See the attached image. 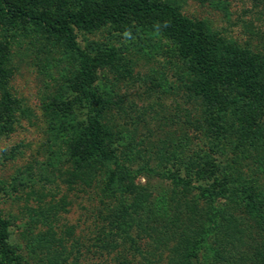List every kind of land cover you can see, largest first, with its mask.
I'll list each match as a JSON object with an SVG mask.
<instances>
[{"label":"rangeland","instance_id":"1","mask_svg":"<svg viewBox=\"0 0 264 264\" xmlns=\"http://www.w3.org/2000/svg\"><path fill=\"white\" fill-rule=\"evenodd\" d=\"M173 1L213 37L222 58L241 54L264 72V0ZM75 33L79 49L102 63L94 86L107 146L132 174L145 167L135 184L167 192L168 183L147 170L168 167L171 150L187 136L188 155L220 164V176L237 168L264 193V111L256 120L259 109L235 87H218L216 101L200 99L190 62L177 65L175 45L167 50L154 28L106 24ZM78 62L60 37L0 19V216L9 221V243L29 264H46L54 252L60 264H142L109 225L128 199L125 180L101 177L117 165L72 158L67 148L84 133L92 108L73 88ZM205 109L209 124L201 121Z\"/></svg>","mask_w":264,"mask_h":264},{"label":"trees","instance_id":"2","mask_svg":"<svg viewBox=\"0 0 264 264\" xmlns=\"http://www.w3.org/2000/svg\"><path fill=\"white\" fill-rule=\"evenodd\" d=\"M0 19L12 26L38 27L60 37L77 52L78 73L73 88L92 108L84 133L71 138L67 148L72 158L117 165L114 172L101 177L105 182L125 180L128 191L123 192L128 199L109 225L114 236L121 233L130 250L139 253L142 264H264V193L243 179L237 168H226L228 173L220 176V164L211 163L197 152L188 155L187 136L171 150L173 161L168 167L146 169L168 183L165 193L156 195L145 185L134 183L144 165L132 174L128 164H117L99 120L101 99L94 83L102 63L79 49L75 31H95L106 24L123 29L154 28L168 42L167 50L169 44L175 45L170 57L177 65L184 64V57L190 62L195 95L209 103L216 101L218 87H235L249 101L251 110L259 112L256 120L264 111L261 66L241 54L222 58L213 37L199 23L184 17L173 0H0ZM206 112L201 121L207 124L212 111ZM66 132L70 137V131ZM165 160L168 163L170 159ZM103 188L102 193H109V187ZM9 225L0 216V264H29L9 243ZM47 235L57 243L53 231ZM139 243L143 244L142 250ZM50 246L46 241V253ZM54 258L55 252L52 259L46 255V264H60Z\"/></svg>","mask_w":264,"mask_h":264}]
</instances>
